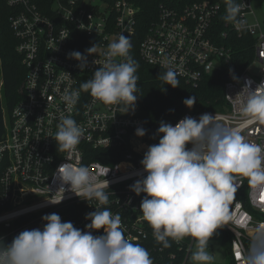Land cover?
<instances>
[{"label": "built area", "instance_id": "2783aa9c", "mask_svg": "<svg viewBox=\"0 0 264 264\" xmlns=\"http://www.w3.org/2000/svg\"><path fill=\"white\" fill-rule=\"evenodd\" d=\"M5 2L16 11L11 29L26 75L20 90L23 100L5 120V134L0 141V226L6 230L0 242L10 244L26 229H42V217L51 213L86 231L85 225L90 221L85 215L95 211V207H103L120 214L126 238L146 248L153 264H189L194 239L174 241L179 252H184L178 263L176 254L165 256L163 245L155 240L153 229L140 211L146 194L137 195L131 190L137 180L147 175L141 160L148 145L145 137L135 134L138 127L145 128L144 120L133 110L124 113L123 103L106 105L89 92L81 91L71 110L62 100L66 89L79 90L102 65L110 42L121 33L130 38L135 35L139 9L127 0H52V13L48 15L39 10L35 0ZM236 2L241 5L238 19L242 26L225 22L221 37L252 38L249 48L254 57L242 71L235 68L232 49L217 44L215 22L221 11L219 4L196 3L182 10L160 6L156 22L139 45L144 63L167 71V58L171 61L168 67L192 86L196 87L205 76L223 73L226 111L187 113L179 120L185 116L199 119L200 115L210 113L220 122L236 126L241 122L236 105L243 97L234 98L245 86L254 90L264 82V23L250 22L256 17L252 0ZM93 44L98 45L97 52L88 56L89 65L82 72L77 67L79 62L70 59L68 53L86 54L85 50ZM226 76L230 77L225 79ZM62 113L71 115L83 129L80 143L70 153L57 150L53 138ZM243 134L249 141L264 145V125L247 126ZM119 153L123 158L113 165L91 161L95 155L107 159ZM67 159L87 166L98 182L109 181V188H105L109 195L107 205L99 206L95 199L87 202L71 191H59L61 183L54 175ZM63 195L59 204L49 202ZM224 219L226 223L221 228L232 236L231 264H243L248 230L264 224V194L251 188L246 178H239L235 199L225 210ZM94 234H103V230Z\"/></svg>", "mask_w": 264, "mask_h": 264}, {"label": "clouds", "instance_id": "9594fccd", "mask_svg": "<svg viewBox=\"0 0 264 264\" xmlns=\"http://www.w3.org/2000/svg\"><path fill=\"white\" fill-rule=\"evenodd\" d=\"M226 22L238 19L241 5L236 0H225ZM132 44L130 36L121 33L110 42L105 59L79 90H65L62 100L69 110L77 103L80 92L106 105H119L124 113L134 110L137 101L138 62L129 56ZM98 45L85 50L68 53L70 59L79 63L83 72L89 65L88 56H94ZM117 58H126L120 62ZM96 64V60L93 61ZM160 73L165 85L178 87L179 73L168 67ZM239 100L236 109L241 122L229 126L216 115L204 113L199 119L185 116L175 125L161 120L151 144L144 153L141 164L146 176L132 186L137 195L146 194L140 211L153 229V236L164 248L171 247L170 239L179 242L185 237L195 241L191 253L192 264H212L214 259L208 251L209 241L217 229L226 223L224 216L230 201L235 199L239 178H246L251 188L264 194V145L248 140L244 128L264 125V82L254 90L245 86L234 99ZM197 97L185 98L183 103L192 108ZM58 131L53 137L57 150L73 152L80 143L83 129L71 115L61 114ZM136 136L144 137L147 130L138 127ZM68 160V159H67ZM55 178L60 181L59 191H71L83 200L95 199L99 206L107 205L109 181L98 182L90 169L73 164L70 160L58 167ZM70 185V188H65ZM59 200H49L59 204ZM85 215L90 221L85 230L70 221H62L56 213L42 217L43 227L26 229L16 235L10 244L0 247V264H153L150 253L138 243L126 238L121 227V216L108 208L95 207ZM230 214V213H229ZM103 230V234L94 233ZM249 243L243 249V264H264V224L249 229Z\"/></svg>", "mask_w": 264, "mask_h": 264}, {"label": "trees", "instance_id": "16d2710c", "mask_svg": "<svg viewBox=\"0 0 264 264\" xmlns=\"http://www.w3.org/2000/svg\"><path fill=\"white\" fill-rule=\"evenodd\" d=\"M133 6L139 9L137 16L136 33L130 38L132 47L129 50V56L138 62L136 75L138 80L137 101L134 108V115L142 118L145 122V143L149 146L158 143L159 138L153 139L161 120L171 124L176 123L183 115L187 113L197 114L201 112H225L226 104L223 99L224 79L223 73H215L205 76L203 80L195 87L185 80L177 77L178 87L165 85L159 79L160 73L165 72L162 69L149 66L144 63L139 54V45L147 36L150 26L156 22L160 6L182 10L183 8L196 4L207 2L210 5L219 4L221 11L219 18L215 22V35L217 44L226 45L234 52V65L238 71L245 69L254 57V51L249 48L252 45V38L248 35L239 37L231 36L230 40L221 37L224 30V16L226 13L225 0H127ZM39 10L44 14L52 13V0H35ZM16 11L10 8L5 0H0V141L5 134V120L10 116L14 107L23 100L21 86L26 75L25 68L22 65V59L16 52L17 40L11 29V18ZM196 96L197 100L192 108L184 105L185 98ZM123 158L122 154H113L103 159L99 155L92 157L91 161L113 165ZM144 197H142L143 199ZM222 233V244L230 252L232 236L223 228H219ZM6 233L4 227L0 226V238ZM171 247L164 249V255L174 253L177 255L178 263L184 252L181 253L174 241L170 239ZM2 247V245H0ZM190 262V258H189Z\"/></svg>", "mask_w": 264, "mask_h": 264}, {"label": "rangeland", "instance_id": "374dc122", "mask_svg": "<svg viewBox=\"0 0 264 264\" xmlns=\"http://www.w3.org/2000/svg\"><path fill=\"white\" fill-rule=\"evenodd\" d=\"M252 5L256 17L251 19L250 22L259 20L264 23V0H252ZM193 251H195V242L192 248ZM208 251L214 257L212 264H231L230 252L222 244V233L219 228L209 241ZM189 264H192L191 260Z\"/></svg>", "mask_w": 264, "mask_h": 264}, {"label": "water", "instance_id": "95a60500", "mask_svg": "<svg viewBox=\"0 0 264 264\" xmlns=\"http://www.w3.org/2000/svg\"><path fill=\"white\" fill-rule=\"evenodd\" d=\"M230 76H226V78L225 79H228ZM166 123H169V122H167V121H165ZM171 124V123H170Z\"/></svg>", "mask_w": 264, "mask_h": 264}]
</instances>
